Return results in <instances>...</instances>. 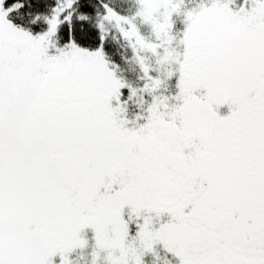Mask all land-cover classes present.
Segmentation results:
<instances>
[{"label":"snow or ice","instance_id":"6c2138e0","mask_svg":"<svg viewBox=\"0 0 264 264\" xmlns=\"http://www.w3.org/2000/svg\"><path fill=\"white\" fill-rule=\"evenodd\" d=\"M0 264H264V0H0Z\"/></svg>","mask_w":264,"mask_h":264}]
</instances>
